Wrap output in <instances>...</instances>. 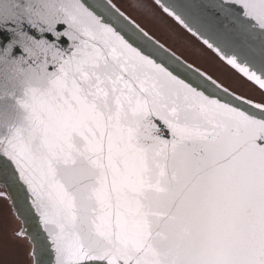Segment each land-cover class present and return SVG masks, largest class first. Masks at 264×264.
<instances>
[{
  "label": "snow or ice",
  "instance_id": "6c2138e0",
  "mask_svg": "<svg viewBox=\"0 0 264 264\" xmlns=\"http://www.w3.org/2000/svg\"><path fill=\"white\" fill-rule=\"evenodd\" d=\"M123 2L0 0L15 236L31 264H264V0H152L208 66Z\"/></svg>",
  "mask_w": 264,
  "mask_h": 264
},
{
  "label": "rangeland",
  "instance_id": "374dc122",
  "mask_svg": "<svg viewBox=\"0 0 264 264\" xmlns=\"http://www.w3.org/2000/svg\"><path fill=\"white\" fill-rule=\"evenodd\" d=\"M122 7L134 19L141 22L162 42L171 45L178 54L197 59L208 66L211 58L201 53L199 44L174 21L163 16L152 0H124ZM154 13V15H153ZM227 73V69H221ZM22 228L8 202L0 201V264H31L30 245L27 239H18L15 233Z\"/></svg>",
  "mask_w": 264,
  "mask_h": 264
},
{
  "label": "flooded vegetation",
  "instance_id": "af4514ba",
  "mask_svg": "<svg viewBox=\"0 0 264 264\" xmlns=\"http://www.w3.org/2000/svg\"><path fill=\"white\" fill-rule=\"evenodd\" d=\"M9 203V205H10V202H8ZM11 207V206H10ZM27 243L30 245V243L27 241Z\"/></svg>",
  "mask_w": 264,
  "mask_h": 264
},
{
  "label": "water",
  "instance_id": "95a60500",
  "mask_svg": "<svg viewBox=\"0 0 264 264\" xmlns=\"http://www.w3.org/2000/svg\"><path fill=\"white\" fill-rule=\"evenodd\" d=\"M22 227H23V225H22Z\"/></svg>",
  "mask_w": 264,
  "mask_h": 264
}]
</instances>
